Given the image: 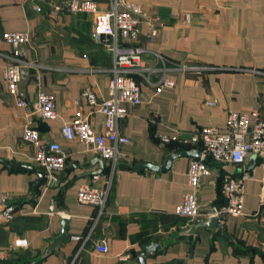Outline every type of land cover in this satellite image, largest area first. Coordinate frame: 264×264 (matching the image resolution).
I'll return each mask as SVG.
<instances>
[{
    "label": "crops",
    "instance_id": "1",
    "mask_svg": "<svg viewBox=\"0 0 264 264\" xmlns=\"http://www.w3.org/2000/svg\"><path fill=\"white\" fill-rule=\"evenodd\" d=\"M63 1L0 0V199L6 195L15 208L14 217L0 225V264L24 255L31 264L59 234L62 218L69 241L36 264H141V252L151 245L145 264H264L259 158L251 155L241 167L205 160L210 173L201 179L202 205L224 203V174L239 175L243 169L254 174L244 182L243 214L221 220L231 239L206 228L187 235L195 223L175 214L192 191L189 161L201 156L202 144L188 143L192 134L204 126L224 129L229 112L248 113L250 125L264 122V0H124L137 3L145 18L136 42L143 49L142 69L134 75L141 103L126 104L119 120V132L130 143L120 146L122 156L98 218L94 207L78 202L77 190L94 175L99 180L93 183L103 187L111 168L102 167L87 145L64 138L61 128L83 116L102 131L103 116L83 93L97 102L108 97L114 58L91 37L94 14L56 11ZM92 1L100 10L110 7L109 0ZM151 27L156 34L150 37ZM10 31L28 34L18 57L3 38ZM10 62L25 65L19 91L27 106H19L7 90L3 68ZM163 78L174 85L157 88ZM40 89L54 95L56 118L42 119L34 111ZM27 127L59 143L66 156L64 168L37 198L38 176L7 165L36 167L35 147L23 139ZM162 134L172 136V144H163ZM181 152L186 153L168 165L170 156ZM124 162L155 169L138 171ZM20 240L26 245L19 246ZM101 240L105 253L95 248Z\"/></svg>",
    "mask_w": 264,
    "mask_h": 264
},
{
    "label": "built area",
    "instance_id": "2",
    "mask_svg": "<svg viewBox=\"0 0 264 264\" xmlns=\"http://www.w3.org/2000/svg\"><path fill=\"white\" fill-rule=\"evenodd\" d=\"M109 3L110 7L106 12H100L96 2L92 0H65L54 6L56 11L95 14L91 37L95 43L112 53L114 58L108 97L97 102L88 92L83 93L88 96L93 105L98 106V112L103 116L102 131L97 132L93 121L83 116H77L65 122L61 128L64 138L77 139L87 145L101 158L102 167L111 168L103 187H98L93 183L99 180V175H94L92 183L80 185L77 190L78 202L94 207L97 218L104 213L113 174L122 156L120 146L130 143L129 138L119 132V120L126 115V104L141 103L140 86L134 75L142 69L143 49L136 45L141 22L139 17L142 11L137 3L130 1L109 0ZM155 34V27H151L150 37ZM3 38L11 45L15 56L18 57L21 55L19 46L28 40V34L21 31H10L6 32ZM24 66L21 63L10 62L3 68L7 90L16 98L19 106L28 105L19 91V82L26 75ZM173 85V80L163 78L156 84V87L160 89L163 86ZM34 111L42 119L56 118L54 95L42 89L38 90ZM249 117L248 113L229 112L224 129L204 126L192 134L188 143L192 145L201 143V156L189 161L186 177L192 191L184 194L181 203L176 206V215L186 218L191 223H199L213 216L224 220L243 214L244 182L254 178L252 172L243 169L239 175L231 173L223 175L221 193L224 203L220 205H202L199 201V191L202 177L210 173V168L205 161L207 157L222 166L241 167L249 156L255 155L259 158L260 164L264 166V122L257 120L250 125ZM23 139L34 145L35 153L32 161L37 168L47 173L48 182L51 181L54 173L62 170L65 165L66 156L60 144L45 141L37 130L29 127L24 129ZM172 139L170 135H160V141L163 144L170 143ZM260 182V203L264 205V172L260 177ZM7 198L4 195L0 199L1 223L10 221L15 214V208L8 205ZM50 211H53L52 207ZM71 238L75 241L80 239L79 236ZM18 245L25 246L26 242L20 240ZM95 248L103 253L108 250L103 240L96 242Z\"/></svg>",
    "mask_w": 264,
    "mask_h": 264
},
{
    "label": "water",
    "instance_id": "3",
    "mask_svg": "<svg viewBox=\"0 0 264 264\" xmlns=\"http://www.w3.org/2000/svg\"><path fill=\"white\" fill-rule=\"evenodd\" d=\"M184 153H186V152H181L179 154H176V153L172 154L170 156V158H169L168 165H170V163L172 162V160L175 159V157L184 155ZM251 159L252 160L256 159V156L252 155ZM124 164L127 165V166H130L132 169L138 170V171L139 170H144V169H152V170L155 169L154 166H152L151 164H146V163H142V164H139V165H136V166H131L127 162H124ZM7 165L10 166V167H20V168H22L24 170H28V171L34 172L38 176V179L36 180V183H35V186H34V192L35 193L33 195V198H37L41 194V187L48 182V177H47V173L46 172L40 170L37 167L21 165V164H17V163H14V162H10ZM253 166H254V164H251L247 168L251 169ZM61 224H62V227H61V230H60L59 234L52 238L49 247L47 248V250L43 254H41V255H39L36 258H33L31 260V264H36L40 260H42L45 257L49 256L53 252L57 251L59 243L69 241L70 236L67 233V221H66L65 218L61 219ZM204 228H206L208 230H211L212 232L220 230L221 233L224 236H226V237L231 239L230 234L226 231L225 226L221 222V218L217 217V216L210 217L205 222H199V223H195V224L191 225V227L185 232V234H187V235L192 234V235L195 236L199 229H204ZM153 248H154V245H151V246L145 248L141 252V258H140L141 264H145V259H144L145 255L147 254L148 251L152 250Z\"/></svg>",
    "mask_w": 264,
    "mask_h": 264
},
{
    "label": "trees",
    "instance_id": "4",
    "mask_svg": "<svg viewBox=\"0 0 264 264\" xmlns=\"http://www.w3.org/2000/svg\"><path fill=\"white\" fill-rule=\"evenodd\" d=\"M166 144L168 145L169 143H166ZM170 144H172V143H170ZM5 263H7V264H29L30 259L24 255V256L19 257V259L15 260L14 262L13 261H7Z\"/></svg>",
    "mask_w": 264,
    "mask_h": 264
},
{
    "label": "rangeland",
    "instance_id": "5",
    "mask_svg": "<svg viewBox=\"0 0 264 264\" xmlns=\"http://www.w3.org/2000/svg\"><path fill=\"white\" fill-rule=\"evenodd\" d=\"M98 5V4H97ZM109 9V8H108ZM107 9V10H108ZM98 10L100 11V12H106L107 10H100L99 8H98ZM142 11V10H141ZM93 14V13H92ZM94 16H95V14H94ZM140 18V20H141V22L145 19L144 18V14L142 13V15L139 17ZM186 21H189V17L188 16H186ZM140 22V23H141ZM150 22H151V20H150ZM3 223H5V222H3ZM2 223L0 222V225H1Z\"/></svg>",
    "mask_w": 264,
    "mask_h": 264
}]
</instances>
